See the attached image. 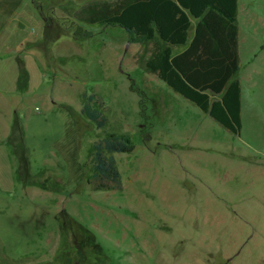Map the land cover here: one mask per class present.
Segmentation results:
<instances>
[{"label": "rangeland", "instance_id": "1", "mask_svg": "<svg viewBox=\"0 0 264 264\" xmlns=\"http://www.w3.org/2000/svg\"><path fill=\"white\" fill-rule=\"evenodd\" d=\"M116 1L0 0L27 28L12 52L28 77L0 99V264H264V0H238L239 135L145 69L154 43L88 22ZM112 134L134 148L112 154L120 188L96 190L93 147Z\"/></svg>", "mask_w": 264, "mask_h": 264}, {"label": "trees", "instance_id": "2", "mask_svg": "<svg viewBox=\"0 0 264 264\" xmlns=\"http://www.w3.org/2000/svg\"><path fill=\"white\" fill-rule=\"evenodd\" d=\"M237 12L238 0H117L113 6L93 10L87 20L120 28L131 44L154 43L145 69L214 122L239 135ZM25 84L19 83V87ZM92 104L93 96H89L81 113L102 128L105 119ZM133 148L128 136L114 134L94 145L92 179L96 190L120 188L112 154L130 153Z\"/></svg>", "mask_w": 264, "mask_h": 264}, {"label": "crops", "instance_id": "3", "mask_svg": "<svg viewBox=\"0 0 264 264\" xmlns=\"http://www.w3.org/2000/svg\"><path fill=\"white\" fill-rule=\"evenodd\" d=\"M36 8L32 5V3L30 1H24L22 2V6H21V11L27 14H30V12H33L34 14L36 13ZM14 16V15H13ZM22 16V15H21ZM17 18H19L20 16H14L12 17L11 12L5 14V12H1L0 13V29L3 27H10L9 30H11V33L9 35V38L4 42L3 46L0 49V62L1 61H5L11 58V60H13L12 58L14 57V62H10L11 65H9L11 67L12 70V78L7 79V83H10L9 86H7L6 88H1L0 89V99H19L20 97L25 96L27 89L25 87L21 88L19 87V83H22V80L20 81V65L19 63H21L23 65L24 68L25 64L23 63L22 60H18L16 58V54H14L12 51V36H16V35H24L25 31L27 28L22 27L18 22H17ZM26 17V16H24ZM22 20H20L21 22H24L25 25H27L28 22V18H22ZM237 22H238V14H237ZM192 24L194 25V22H192ZM24 25V24H23ZM24 25V26H25ZM15 26V27H13ZM238 27V26H237ZM2 28V29H3ZM13 28V29H12ZM190 36L193 34V29H191L190 31ZM37 36V35H34ZM39 37V36H38ZM38 37H36L35 40H33L34 42H36V40L38 39ZM32 41V39H30ZM26 42H24V44L20 43V49L19 50H23L22 52V56L25 55L28 58H32L34 59V62H40L41 63V58H40V51L38 49V47H29L26 48L25 45ZM23 45V46H22ZM18 46V45H17ZM23 48V49H21ZM177 51V49H174ZM20 55V56H21ZM22 58V57H21ZM5 59V60H4ZM27 81L23 82L26 83L28 82V77L26 79ZM15 112L12 111V114H14ZM8 115H11L10 113H8Z\"/></svg>", "mask_w": 264, "mask_h": 264}]
</instances>
